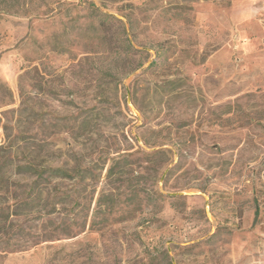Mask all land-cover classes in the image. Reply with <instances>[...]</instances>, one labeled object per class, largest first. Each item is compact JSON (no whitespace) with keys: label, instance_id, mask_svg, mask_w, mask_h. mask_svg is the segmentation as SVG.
I'll use <instances>...</instances> for the list:
<instances>
[{"label":"rangeland","instance_id":"rangeland-1","mask_svg":"<svg viewBox=\"0 0 264 264\" xmlns=\"http://www.w3.org/2000/svg\"><path fill=\"white\" fill-rule=\"evenodd\" d=\"M0 264H264V0H0Z\"/></svg>","mask_w":264,"mask_h":264},{"label":"trees","instance_id":"trees-1","mask_svg":"<svg viewBox=\"0 0 264 264\" xmlns=\"http://www.w3.org/2000/svg\"><path fill=\"white\" fill-rule=\"evenodd\" d=\"M17 171H19L18 173H21V171H25V172H29L30 171V173H32L30 175H35V172H34L35 170H32L31 166L18 167ZM46 171H47L48 176L50 178H54V179H58V180H64V179H67V178L70 177L69 174L65 170H62V169H47ZM36 175L38 177L41 176L40 174H36Z\"/></svg>","mask_w":264,"mask_h":264}]
</instances>
